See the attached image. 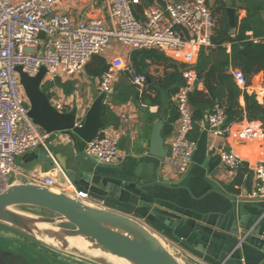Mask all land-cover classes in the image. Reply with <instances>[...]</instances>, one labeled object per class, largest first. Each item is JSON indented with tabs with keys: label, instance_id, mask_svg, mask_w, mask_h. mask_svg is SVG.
<instances>
[{
	"label": "built area",
	"instance_id": "2783aa9c",
	"mask_svg": "<svg viewBox=\"0 0 264 264\" xmlns=\"http://www.w3.org/2000/svg\"><path fill=\"white\" fill-rule=\"evenodd\" d=\"M63 0H0V194L8 187L7 178L14 172L21 156L42 147L53 166L64 179L63 189L73 188L78 200L88 199L86 193L74 189L55 158L48 150V138L28 117V103L15 71L20 66L31 77L45 69L41 90L49 104L59 113H68L76 102L56 84L80 76L93 56H100L116 40L129 51L156 50L171 55L183 64L182 85L174 94L176 127L169 144L167 163L178 174H184L193 163L197 139L193 131L189 95L200 86L195 65L201 50L211 48L214 20L206 0H162V5L142 9L139 17L134 7L140 0H105V17L74 20L60 13L57 7ZM235 86L264 103V84L257 89L248 85L243 73L230 69ZM125 76L138 93L145 89L146 77L130 61L116 57L108 69L95 80L99 93L113 94L120 78ZM252 81V79H251ZM104 100V101H105ZM108 104V103H106ZM197 125L218 137H233L239 141L264 139V130L256 121L231 130L226 124L224 108L216 104L203 115ZM117 128H107L85 144L84 153L100 165H114L119 159ZM225 170L237 171L243 159L232 149L218 152ZM255 186L252 198L264 199V162L251 166ZM42 186L54 187V177L36 178Z\"/></svg>",
	"mask_w": 264,
	"mask_h": 264
},
{
	"label": "water",
	"instance_id": "95a60500",
	"mask_svg": "<svg viewBox=\"0 0 264 264\" xmlns=\"http://www.w3.org/2000/svg\"><path fill=\"white\" fill-rule=\"evenodd\" d=\"M235 13V9H225L232 37L235 36ZM15 71L28 103L27 115L48 134L47 146L62 137L69 138L74 145L77 139L86 144L105 129L100 115L106 94L93 92L91 105L77 124L79 106L76 102L65 114L49 104L40 87L44 68L34 77L24 73L20 66H16ZM18 159L15 163L36 162L44 168L54 167L42 147ZM192 161L207 165L209 172L220 165L219 155L211 156L207 150L206 131L197 140ZM60 166L77 191L86 193L88 199L102 203L108 209L89 206L73 195L55 192L36 182L12 183L11 173L7 178L8 187L0 194V225L27 236L35 245L91 264H112L108 258L129 264H197L171 243L200 258L208 257L213 264H264V216H252L247 224H242L241 219L238 225L231 212L225 218L212 216L210 219L208 215L147 200L132 184L124 185L100 171L84 172L80 168L69 171L63 163ZM44 212L51 216L43 215ZM42 225L58 231L52 237L59 245L36 238L35 227ZM79 237L89 244L85 255L72 252L65 242V239ZM18 243L0 239V245L11 251L18 247L17 250L23 252L24 247L30 246L25 243L21 247ZM92 253H99L102 258L96 259ZM2 255L0 251V257ZM18 263L24 264L23 261Z\"/></svg>",
	"mask_w": 264,
	"mask_h": 264
},
{
	"label": "crops",
	"instance_id": "0c3cea01",
	"mask_svg": "<svg viewBox=\"0 0 264 264\" xmlns=\"http://www.w3.org/2000/svg\"><path fill=\"white\" fill-rule=\"evenodd\" d=\"M18 1L13 0V2ZM217 1L206 0V4L209 8H214L215 4H218L216 10H220V5L224 4V13L226 8L235 9V20L238 22L245 17L246 13L242 9L243 4L240 0H221V3ZM105 3V0H63L57 9L60 13L68 15L74 20H84L92 17H105ZM156 5H162V0H140V5L136 7H141L142 11L144 8ZM220 12L222 13V10ZM225 48L229 53L230 46L225 45ZM132 52L121 46L120 49L115 50L110 48L100 57L104 59L107 65L116 57H122L124 61L131 62L130 54ZM159 53L169 62L160 65H148L146 68L145 73L151 77V81L145 84L144 91L138 93V96L141 97L146 94L147 98L126 103H111L110 95L103 102L118 119L116 126H106L107 128L115 127L120 133L119 159L116 164L100 165L88 158L84 153L85 143L78 139L74 145L69 138L62 137L52 145L47 146L49 152L60 168L61 163H63L69 171L78 168L84 172L100 171L121 181L124 185L132 184L147 200L152 199L166 206L194 214L208 215L210 219L212 216L225 218L231 212L237 221V225L241 223V219L242 224H247L252 216L262 218L264 216V201L250 199L255 186L250 168L259 162H264V139L243 142L233 137H218L212 133H207V150L211 156L218 154L221 149H232L243 159L244 165L237 171L225 170L220 164L212 172H209L207 165H198L193 162L188 170L180 175L168 166L169 144L177 124L173 102L175 93L172 92L173 88H176L177 81L169 78V75L173 72L172 65L179 67L180 73L183 64L169 54ZM146 62L149 64V61ZM142 74L147 81V76ZM82 76L85 79L81 78ZM95 80L90 79L83 72L78 77L61 82V84L73 86L70 95L73 96L79 106L77 124L91 105L93 92L97 91ZM120 81L129 83L125 76H122ZM261 84H264V78L260 73L252 78L251 88L257 89ZM197 90L203 91L201 83ZM238 101L243 107V98L240 97ZM247 122L244 119L239 123L231 124V130L240 129ZM198 128L197 140L204 132L199 125ZM194 136L193 130L191 137ZM50 176L54 177L56 182V185L52 187L53 191L73 195V188L68 189V191L62 188L64 179L57 168H44L36 162L24 164L19 161V163H15L11 182L15 184L25 181L35 182L36 178ZM234 181H237L236 185L230 188ZM72 185L74 186L73 183ZM74 189H76L75 186ZM83 202L89 206L108 209L104 204L91 199H85ZM171 244L197 264H203L206 261L211 264L214 263L208 257L200 258L185 251L175 243Z\"/></svg>",
	"mask_w": 264,
	"mask_h": 264
},
{
	"label": "trees",
	"instance_id": "16d2710c",
	"mask_svg": "<svg viewBox=\"0 0 264 264\" xmlns=\"http://www.w3.org/2000/svg\"><path fill=\"white\" fill-rule=\"evenodd\" d=\"M243 4L245 17L239 22L235 20V36L232 37L224 13V4L220 5L223 20L213 31L211 48L201 50L195 65L198 81L203 85V91L195 89L189 95V103L192 108L193 130L196 139L199 135L198 121L203 115L211 112L216 104L224 108L226 124L239 123L244 119L248 122L256 121L264 130V103L260 105L253 95L241 92L233 83L229 74L230 69L241 71L249 85L251 79L262 74L264 78V0H240ZM221 3V0L217 1ZM141 7L134 9V15L138 18ZM225 45L230 46L227 53ZM130 60L139 72L145 73L148 65H160L168 63L161 53L155 50H139L130 54ZM146 61H149L147 64ZM173 72L169 78L177 81L173 94L182 85L179 67L172 65ZM108 69V65L100 56H93L86 65L84 72L90 79H98ZM151 81L147 76L146 83ZM67 96L73 91V86L56 82ZM243 98V107L239 104V98ZM147 98L146 94L138 96L137 90L129 83L120 81L111 95V103H126ZM177 117V116H176ZM100 119L105 126L118 124V119L103 104ZM174 121V120H173ZM234 181L230 188L236 185Z\"/></svg>",
	"mask_w": 264,
	"mask_h": 264
},
{
	"label": "rangeland",
	"instance_id": "374dc122",
	"mask_svg": "<svg viewBox=\"0 0 264 264\" xmlns=\"http://www.w3.org/2000/svg\"><path fill=\"white\" fill-rule=\"evenodd\" d=\"M217 7H218V4H215L214 8L213 7L209 8L210 12L212 14L213 20H214V28L218 24H220L222 22V20H223L222 13L220 12V10H216ZM109 44H110V48L111 49L115 50V49H120L121 48V45L114 39L111 40ZM124 48L127 49L126 47H124ZM81 78L85 79L83 76ZM23 210H25V211L27 210L28 211V209H23ZM43 215L51 216L49 213H46V212H44ZM64 227H67V226H64ZM0 239L9 240L12 243L24 242V243L30 244V246L28 245L27 247H24V249H23V252L28 256L27 258H29V257H32V258L41 257V256H45V255L48 256L50 254V252L45 250L43 247H40L37 244L35 245V243L32 242L27 236H24V235H22L20 233L15 232L14 230H12V229H10L8 227H4V226H1V225H0ZM46 253H48V254H46ZM51 254H52V252H51ZM52 255L59 256L61 254H52Z\"/></svg>",
	"mask_w": 264,
	"mask_h": 264
},
{
	"label": "flooded vegetation",
	"instance_id": "af4514ba",
	"mask_svg": "<svg viewBox=\"0 0 264 264\" xmlns=\"http://www.w3.org/2000/svg\"><path fill=\"white\" fill-rule=\"evenodd\" d=\"M21 247L24 245V242L18 243ZM0 251L3 252V255L0 257V264H21L18 262L23 261L24 264H91L89 262H86L84 260L70 257V256H64V255H52V254H60L57 252H54L52 250L46 249L50 254L48 256H41V257H29L25 256L23 252L17 250L18 247H15L12 251L7 248V246L0 245ZM43 249V248H42ZM52 252V254H51ZM48 254V253H46ZM25 256V257H24ZM23 259V260H22ZM17 261V262H16Z\"/></svg>",
	"mask_w": 264,
	"mask_h": 264
},
{
	"label": "bare ground",
	"instance_id": "6f19581e",
	"mask_svg": "<svg viewBox=\"0 0 264 264\" xmlns=\"http://www.w3.org/2000/svg\"><path fill=\"white\" fill-rule=\"evenodd\" d=\"M34 234L37 239L44 241L46 243H50L53 245H59L58 241L52 237L53 234H58V231L56 229H50L47 226H37L35 227ZM65 242L68 246V249L71 250L74 253L85 255L88 252H86V249L89 247V244L81 237L75 238V239H65ZM92 256L96 259L102 258V255L99 253H92ZM109 262L112 264H129L124 260L114 259V258H108Z\"/></svg>",
	"mask_w": 264,
	"mask_h": 264
}]
</instances>
